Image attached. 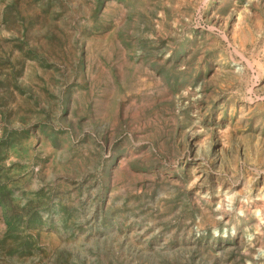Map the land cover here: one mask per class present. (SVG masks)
I'll return each mask as SVG.
<instances>
[{
  "label": "rangeland",
  "instance_id": "1",
  "mask_svg": "<svg viewBox=\"0 0 264 264\" xmlns=\"http://www.w3.org/2000/svg\"><path fill=\"white\" fill-rule=\"evenodd\" d=\"M0 264H264V0H0Z\"/></svg>",
  "mask_w": 264,
  "mask_h": 264
},
{
  "label": "bare ground",
  "instance_id": "2",
  "mask_svg": "<svg viewBox=\"0 0 264 264\" xmlns=\"http://www.w3.org/2000/svg\"><path fill=\"white\" fill-rule=\"evenodd\" d=\"M263 196V195H262Z\"/></svg>",
  "mask_w": 264,
  "mask_h": 264
}]
</instances>
